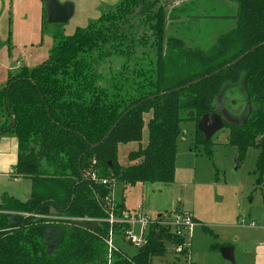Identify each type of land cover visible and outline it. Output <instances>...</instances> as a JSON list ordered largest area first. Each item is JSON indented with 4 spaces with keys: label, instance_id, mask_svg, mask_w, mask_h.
Segmentation results:
<instances>
[{
    "label": "trees",
    "instance_id": "16d2710c",
    "mask_svg": "<svg viewBox=\"0 0 264 264\" xmlns=\"http://www.w3.org/2000/svg\"><path fill=\"white\" fill-rule=\"evenodd\" d=\"M194 1L183 5L188 10L179 18H193L190 5ZM233 1L237 13L232 32L220 35L211 49L189 47L198 51L188 55L191 62L185 59L179 64L173 54L160 57L154 81L144 69H134V76L125 77V70H120L109 86H96L93 81L98 74L91 77L90 64L83 56L110 34L108 22L113 18L103 13L71 35L55 33L47 60L34 69L18 70L0 86V135L17 137V175L32 184L27 201L3 196L0 264H86L103 258L109 223L102 220L99 227L93 222L81 226L72 220L108 217L102 199L110 193L109 187L93 181L88 172L95 168L101 177L116 178L125 186L173 183L182 112L189 111L196 124L202 115L218 112L214 99L222 85L237 81L242 72L254 108L243 123L224 120L225 127L229 144L238 149L239 162L251 147L260 148L258 184L264 182V0ZM149 3L123 0L113 9L127 14L136 7L143 13L151 7ZM164 24L163 13L159 29L163 38ZM117 77L122 78L120 82L115 81ZM195 80L200 81L172 92ZM145 114H151L147 123ZM146 126V146L130 151L128 165H120L119 145L140 142ZM196 141L211 143L198 129ZM118 205L123 212L124 201ZM22 212L56 218H33ZM163 230L153 231L134 256L114 264H152L153 257L166 251Z\"/></svg>",
    "mask_w": 264,
    "mask_h": 264
},
{
    "label": "rangeland",
    "instance_id": "374dc122",
    "mask_svg": "<svg viewBox=\"0 0 264 264\" xmlns=\"http://www.w3.org/2000/svg\"><path fill=\"white\" fill-rule=\"evenodd\" d=\"M148 2L151 7L143 13L136 7L127 14L117 13L113 8L103 12L113 18L108 22L110 34L99 46L83 56L90 64L91 77L98 74L93 82L100 89L109 86L115 73L120 70H125V77L131 73L134 76V69L138 72L144 69L147 78L154 81L160 69V57L166 55L168 58L173 54L178 57L176 62L179 64L185 59L191 62L193 59L188 55L191 51H198L189 47L211 49L220 35L230 33L236 27L234 18L237 6L233 0H195L190 5L191 19L178 17L188 10L183 5L188 4L189 0ZM163 13L164 38L159 33ZM135 77L139 79L138 75ZM121 79L117 77L115 81L120 82ZM214 105L225 121L241 124L247 119L254 104L247 93L244 72L240 73L237 81H226L222 85ZM150 117L151 114H145L146 123ZM182 117L184 120L177 141L175 181L125 186L113 178L110 195L117 206L124 201L129 209L125 205L123 212L142 204L153 217L189 212L196 219L197 224L193 229L181 237H170L163 230L162 242L165 243L166 251L162 256L153 257L152 264H233L222 256L223 246L235 248L236 264H251L252 254L261 243L264 244V182L258 184L261 150L251 147L238 167V149L229 144L228 127L217 132L210 144H200L196 141V121L187 110L182 112ZM147 142L146 126L140 142L119 145L120 165L127 166L129 152L145 147ZM118 212H122L120 206ZM159 230L155 228L153 231ZM111 238L117 249L111 253L104 239L103 258L86 264H109L106 255L111 257L114 264L125 256H134L139 250L123 242L118 232ZM178 247H182V252L176 250Z\"/></svg>",
    "mask_w": 264,
    "mask_h": 264
},
{
    "label": "crops",
    "instance_id": "0c3cea01",
    "mask_svg": "<svg viewBox=\"0 0 264 264\" xmlns=\"http://www.w3.org/2000/svg\"><path fill=\"white\" fill-rule=\"evenodd\" d=\"M58 1L73 5V15L66 24L47 21L45 0H0V86L5 85L10 75L18 70L34 69L47 60L55 33L71 35L77 28L86 27L123 0ZM18 152L19 144L15 135H0V204L4 195L21 201L30 198L31 181L17 175ZM250 262L264 264L263 243L252 254Z\"/></svg>",
    "mask_w": 264,
    "mask_h": 264
},
{
    "label": "built area",
    "instance_id": "2783aa9c",
    "mask_svg": "<svg viewBox=\"0 0 264 264\" xmlns=\"http://www.w3.org/2000/svg\"><path fill=\"white\" fill-rule=\"evenodd\" d=\"M93 181L108 186L111 191V181L107 177H101L99 172L93 168L88 172V175ZM102 204L106 210L108 217L105 219H72L73 222L80 220L85 222H96L106 221L109 223V233L105 238L106 245L109 246V250L112 253L117 249V246L111 236H114L115 232H118V235L121 237L123 242L131 244L132 246L140 249L144 247L148 241L152 231L157 229H164L168 234L173 231L170 235L181 237L186 231L192 230L196 223L194 216L187 213H168L160 214L153 217L151 214L146 212L142 204H138L136 208L131 209L130 211H124L121 214L118 213V207L116 202H114L113 197L110 193L102 199ZM35 218H44V219H53L54 216H46L40 214H32ZM59 218V217H58ZM255 226L256 224H252ZM183 242V241H182ZM185 245L188 243L183 242ZM177 251L182 252V247L176 248ZM187 252V249H186ZM107 263L112 264L113 260L111 257L106 255Z\"/></svg>",
    "mask_w": 264,
    "mask_h": 264
},
{
    "label": "water",
    "instance_id": "95a60500",
    "mask_svg": "<svg viewBox=\"0 0 264 264\" xmlns=\"http://www.w3.org/2000/svg\"><path fill=\"white\" fill-rule=\"evenodd\" d=\"M173 1L175 0H169L170 3H172ZM44 4L46 7V11H47V21L49 23L66 24L69 22L70 18L73 15L74 8L71 3L62 4L58 0H45ZM243 57L244 56L228 64L227 66L224 67V69H227L237 64ZM215 73H219V71H216ZM206 77H210V76H206ZM199 81L200 80H195L193 82H190L187 85H184L180 88L172 90V92L186 89ZM161 95H164V93H162ZM224 127H225V121L218 112H210V113L204 114L201 117H199L198 122H197V129L204 135L205 140L207 142L210 141L217 132L224 129ZM111 131L109 132V134L111 133ZM108 135L104 138V140L108 137ZM104 140H102L99 144H97L94 147H97L98 145H100ZM240 166H241V163L239 162L238 167ZM74 223L76 225L87 226V222L85 221L77 220V221H74ZM92 225L94 227H99V224L96 222H93ZM221 253H222V256L226 260L230 261L233 264H236L235 248L233 246L221 247Z\"/></svg>",
    "mask_w": 264,
    "mask_h": 264
}]
</instances>
